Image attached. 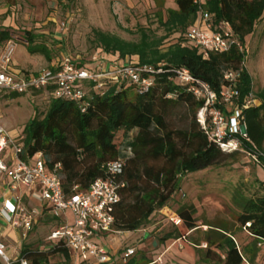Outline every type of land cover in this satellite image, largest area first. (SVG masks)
<instances>
[{
    "label": "trees",
    "instance_id": "obj_1",
    "mask_svg": "<svg viewBox=\"0 0 264 264\" xmlns=\"http://www.w3.org/2000/svg\"><path fill=\"white\" fill-rule=\"evenodd\" d=\"M176 4L177 10L169 9L170 17L164 24L180 26L181 34L165 51L154 46L143 28L140 43L96 31L102 46L101 60L110 64L129 54L138 57L137 61H131L133 63L161 69L154 75L155 83L149 91L138 93L135 85L126 82L109 84L104 93L88 87L89 106L85 112L75 102L50 94L52 99L44 116L31 118L24 127L26 155L43 152L49 169L61 163L67 192L74 185L86 191L95 179L107 177L102 168L104 162L124 160L123 172L113 177L125 184L120 189V200L114 211V229L119 232H135L147 227L153 216L180 190L182 178L188 173L231 164L228 157L234 162L239 152L251 154L263 150L264 88L256 93L260 104L246 106L247 98L252 94L253 80L244 63L247 56L245 39L264 16V0H204L203 5L214 20L228 21L244 45V51L233 47L228 52H211L208 57L184 38L190 22L196 17L194 0H176ZM27 34L28 51H39L51 60L49 49L34 45L36 36L31 32ZM10 38L9 30L0 29V44ZM59 55L61 58L70 54L61 51ZM74 63L93 73L100 71L93 59L80 58ZM181 67L189 69L199 81L209 84L218 95L230 85L238 90L234 108L241 110L247 134L246 137L237 135L241 149L223 150L204 130L197 115L205 106V100L198 99L187 85H180L174 78L171 70ZM228 74L234 78H226ZM17 95L11 93L12 97ZM219 106L228 116L232 112H227L226 104ZM177 110L184 112L182 126H176L173 121ZM260 159L264 165V154ZM237 196L240 211L236 222L255 237L256 249L252 252L255 255L257 243L264 241V193ZM195 212L192 206H180L177 211L188 230L202 232L201 238L207 247L204 251L198 248L200 261L243 264L244 258L247 259L246 251L238 247L231 229L222 224H209L203 231L194 217ZM170 237L180 236L169 231L161 240ZM200 241L199 238L195 242L200 245ZM52 247L41 250L23 244L21 257L27 258L30 264H48L49 256L54 253H61L71 260L69 250L62 243ZM127 264L156 263L145 253L139 257L136 253Z\"/></svg>",
    "mask_w": 264,
    "mask_h": 264
},
{
    "label": "rangeland",
    "instance_id": "obj_2",
    "mask_svg": "<svg viewBox=\"0 0 264 264\" xmlns=\"http://www.w3.org/2000/svg\"><path fill=\"white\" fill-rule=\"evenodd\" d=\"M169 9L177 10L176 0H0V29H7L11 33V38L0 44V59L12 46V68L25 76L38 74L59 61L61 51L76 59L89 60L95 55L100 56L102 46L96 31L131 43H140L143 36L141 28L152 38V43L158 50L165 51L177 42L181 34L180 26L164 24L170 17ZM28 32L36 36L34 45H44L49 49L51 60L39 51H28L29 46L25 40ZM245 47L247 56L244 66L253 80L252 94L247 101L252 99L251 104L259 105L256 93L264 88V16L256 24L253 33L246 36ZM137 59V56L129 54L121 58L123 61ZM18 94L14 97L11 93L0 95V123L13 137L24 135V127L31 118H42L52 99L43 90ZM234 109V103L226 104L227 112ZM183 113V110L176 111L173 119L176 126L184 124ZM231 114L232 112L229 116L225 114V119L230 118ZM197 117L199 122L207 118V127L211 123L210 115L202 109L198 111ZM262 153L264 154V145ZM227 161L231 164L185 175L180 190L167 205L169 210L177 213L180 206H192L196 211L194 216L197 224L202 230H206L209 224H222L232 230L236 229V217L240 211L236 202L237 194L251 196L264 193V165L257 163L245 151L239 152L236 161L232 162L229 157ZM165 208L157 212L147 225L151 228L150 233L158 239L167 231H174L182 236L187 232L186 226L177 228L168 221L165 214L168 209ZM59 213V217L55 218L57 221L50 215H41L38 224L26 236L21 235L22 245L29 244L32 248L41 250L52 249L49 236L55 226L66 214L70 221L73 220L70 213ZM143 229L134 234L127 232L126 238L123 237L124 232L115 233L110 240L106 237L101 242L105 246L112 245L111 249L134 247L138 257L141 253L152 256V249L138 248L144 240L134 235L137 232L140 234ZM19 232L22 234L23 231ZM201 233L191 230L187 240L190 237L199 239L202 237ZM48 264H78V261L74 255L68 260L61 253H54L49 256Z\"/></svg>",
    "mask_w": 264,
    "mask_h": 264
},
{
    "label": "built area",
    "instance_id": "obj_3",
    "mask_svg": "<svg viewBox=\"0 0 264 264\" xmlns=\"http://www.w3.org/2000/svg\"><path fill=\"white\" fill-rule=\"evenodd\" d=\"M194 3L197 5V20L184 33L188 44L197 48L204 57H208L211 52H228L233 47L244 51V45L228 21L216 22L204 7V0H194ZM12 51L11 46L0 59V95L43 90L56 98L75 102L82 112L89 106L88 87L104 93L109 84L126 82L135 85L138 93H145L154 85V75L161 71L152 65L128 60L109 64L95 55L92 59L98 64L100 71L93 73L78 67L74 63L76 58L64 55L38 74L25 76L12 68ZM171 71L180 85H187L188 90L198 99L205 100V106L201 109L208 112L211 123L206 126L207 118L200 123L211 139L225 151L241 149L242 144L237 135L247 136L241 110L236 107L230 118L225 119V113L219 106L233 104L239 95L238 90L230 85L224 87L218 95L209 84L195 78L189 69L181 67ZM226 78H234V75L228 74ZM251 101L252 99L246 101V106L250 105ZM249 155L260 163V156L263 154ZM102 168L107 177L95 179L86 191L74 185L67 192L63 185L62 164L56 163L49 169L43 152L26 155L24 135L13 137L0 123V173L9 179L11 189L10 197L5 198L0 207V218H4L13 228L23 229L26 236L27 232L38 224L40 213L36 208L23 204L21 186L29 189L37 186L38 188L31 192L35 200L50 205L56 217H59L60 211L70 213L73 217L70 221L66 214L62 217L61 224L51 232L49 240L52 246L62 243L69 250L71 257L76 256L78 264H127L137 253L136 248L127 247L115 258L101 242L103 238L120 233L114 229V211L120 200V189L125 184L115 181L113 177L123 172L124 160L106 161ZM165 214L166 219L176 227L185 226L183 219L175 211L168 209ZM189 233L190 230L187 229L176 243L180 246L182 241L187 240ZM202 246L207 247V244ZM0 264L30 262L24 257L11 259L7 254L6 245L0 241Z\"/></svg>",
    "mask_w": 264,
    "mask_h": 264
},
{
    "label": "crops",
    "instance_id": "obj_4",
    "mask_svg": "<svg viewBox=\"0 0 264 264\" xmlns=\"http://www.w3.org/2000/svg\"><path fill=\"white\" fill-rule=\"evenodd\" d=\"M196 20L197 18L195 17L193 23L194 22L196 23ZM8 162L11 163L10 160H8ZM36 188L38 187L34 186L33 188L29 189L25 186H21L23 204L25 205L27 204V206L31 208H36L39 211L40 216L50 215L53 220L57 221L55 219L56 216L54 215L53 210L50 207V205L44 202H39L32 197L31 192L35 190ZM10 190L11 189H10L9 179H7L5 175L0 173V207L2 206L4 199L10 197V193H9ZM165 209H169V208L166 206ZM60 224L61 222L59 221L58 225L55 227H58ZM20 230L23 231L22 234L19 232ZM20 230L9 226L6 223V220L4 218L2 217L0 218V241H2L6 245L7 254L13 260H16L21 257V247H22L21 235H24V230L23 229H20ZM150 230H151L150 227L144 228L140 234L137 232L134 236H139V238L142 237V239L144 240L138 245L139 250L152 249V253L154 255L150 256L148 255V253L146 255L148 258L153 260L154 263L156 264H208L205 261H200L201 255L199 254V249H201V251H204L203 249L206 248L202 246L204 243H206L204 240H202V238H200L201 240L200 245L196 244L195 241L197 239L195 237H190L189 240H185L182 245L177 246L176 241L181 236L178 238L170 237L163 241L161 240V237L165 236L169 231L165 232L164 234L161 233L163 235H160V238L158 239L157 236L150 233ZM9 231H12V232L9 233ZM231 232L233 234V238L236 241L238 247L246 251L247 259L244 258L243 264H264V260H262V257L264 255L263 253L264 241H259L257 243L258 251L254 255L252 252L256 249L255 237L251 235L248 230L240 227L239 224H237L236 229H233V230L231 229ZM131 233L134 234V232H130V234ZM127 234H128L127 232H124L123 237L126 238ZM110 237H109V240L111 239ZM118 241L119 243H121L120 238L118 239ZM115 242L117 243V240ZM111 246L112 245L110 246L108 245L107 247L111 251V253L115 255V258L116 257L118 258L119 253L123 249H117V247H114V249H111L112 248ZM251 258H252V262H251ZM209 264H216V263L209 262Z\"/></svg>",
    "mask_w": 264,
    "mask_h": 264
}]
</instances>
